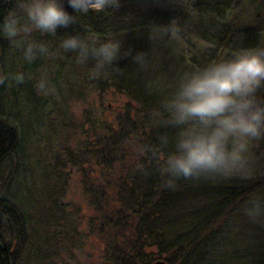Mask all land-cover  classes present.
Wrapping results in <instances>:
<instances>
[{
	"label": "trees",
	"instance_id": "obj_1",
	"mask_svg": "<svg viewBox=\"0 0 264 264\" xmlns=\"http://www.w3.org/2000/svg\"><path fill=\"white\" fill-rule=\"evenodd\" d=\"M9 3L10 0H0V11ZM189 7L192 20L178 12L155 8L143 10L135 0H121L118 9L78 17L76 24L58 29V34L84 35L90 31L102 38L106 35L127 38L131 33H140L139 36L144 37L150 27L175 20L186 29L182 36L185 43L190 44V38H193L207 47L201 53V49L196 51L190 44L193 50L189 49L187 57L179 53L183 67L203 65L244 48L264 47L261 13L264 0H193ZM236 9L250 10L246 14L252 24L233 22L228 16ZM67 10L72 11L70 8ZM42 39L52 40L50 54L60 53L54 48V38ZM135 44L132 42L127 48L131 47L135 52L138 50ZM5 47L7 42L0 39L1 53H5ZM190 56L192 58L187 60ZM15 58L17 56L11 58L10 65ZM70 61V54L63 53L57 61L60 73L55 75L56 78L61 79ZM38 66V59L29 67L28 64L22 66L21 71L27 77L24 84H13L10 89V81L0 82V264H19L28 241L29 221L19 209L18 195L13 188L16 174L19 175L33 151L29 146L30 138H36L37 128L41 127L42 120L50 116L48 109H52L51 100L35 95V84L28 78ZM182 68L174 73L162 71L164 79L168 77L167 81L172 82ZM140 72L128 57L118 61L98 78H86L84 74L85 77H79L80 81L88 80L87 88L81 91V95L87 93L99 97L101 93L113 90L126 100L125 106L114 113L111 121L101 119V112L92 118L89 131L94 144L90 146L95 150L80 151V158L92 153L95 162L105 167L106 172L103 173L112 190L111 205H107L105 200L102 202V199L93 202L97 214V234L104 242L101 262L150 264V250L154 249L158 256L166 257L167 264H205L206 252L209 255L215 253L217 245L211 244V241L221 229L213 230L212 227L235 204L240 207L250 195L264 193V142L256 151L259 160L256 167L263 177L181 178L174 187H163L159 156L167 149L160 146L158 136L165 130L151 126L149 113L159 106L167 86L162 94L145 91V87H150L155 81L150 78L151 72H141L150 76L145 79L144 85L138 80ZM26 92L33 102L30 114L35 116L33 105L41 112L37 114L40 117L35 118V130L21 123L23 117L19 114L20 110L29 107V102L23 97ZM261 95L264 96V93ZM89 115L88 121L91 120ZM167 131L171 134L172 130ZM114 165L118 167L116 172H113ZM8 238L13 240L12 245L6 242ZM258 256L255 264H264V253ZM245 257H238L239 264H245Z\"/></svg>",
	"mask_w": 264,
	"mask_h": 264
},
{
	"label": "rangeland",
	"instance_id": "obj_2",
	"mask_svg": "<svg viewBox=\"0 0 264 264\" xmlns=\"http://www.w3.org/2000/svg\"><path fill=\"white\" fill-rule=\"evenodd\" d=\"M135 1L143 10L154 8L161 11L170 10L193 19L189 7L193 0ZM245 10L236 9L228 17L237 24H252L250 17L246 14L250 10ZM261 13L264 24V8ZM183 29L185 33L186 29ZM139 34L131 33L128 37L126 35L127 38H121L122 46L127 49L130 43L135 42L138 50L150 51L148 64L139 70L143 73L151 72V77L142 75L140 72L141 77L138 79L144 85L147 77L155 81L150 87H145V91L150 93L162 94L167 85L174 83L176 77L172 82L167 81L168 77L165 80L162 71L167 70L170 73L179 71L183 66L178 54L187 57L190 50H193L190 44L196 51L201 49V53L207 50L205 45L193 38H190V44L181 39L179 49L166 42L153 46L147 38V33L144 37ZM37 38L42 39V37ZM5 41L7 42L6 51L0 52V77L21 71L22 66L27 65L23 62L20 53L17 51L15 54L16 50L7 40ZM69 54L70 65L64 69L61 79L56 78L55 75L60 73L57 61L63 53L38 57L39 66L32 70L28 77L33 80L35 88L37 81L44 80L50 90L47 95L40 93L37 88L35 90L37 97L51 100L52 106V109H48L50 116L42 120L40 128L35 126L37 120L35 118H39L37 114L41 112L37 110L36 105H33L35 116L30 114L33 102L28 92L23 93V97L29 102V107H23L20 110L19 114L23 117L21 123L26 128L32 127V130L37 128V133L36 138H30L29 141L30 149L33 150L30 155L32 158L29 157L26 165L24 162L19 175L16 174L15 188H13L18 195L19 209L29 221L28 241L19 264H102L101 252L104 242L97 234L98 222L93 202L102 199V202L105 200L107 205H111L112 190L110 182L107 185L109 180L103 173L106 172L105 167L95 162L92 153L86 154L83 159L80 158V151L94 152L95 150L90 146L94 144L89 131L92 118L101 112L103 116L101 119L111 121L114 113L120 112L125 106L126 100L124 96L113 90H107L99 97L87 95V93L81 95V91L87 88L88 80L80 81L79 77L81 75L88 77L93 62L89 61L86 65H80L75 62V54ZM16 56L14 63L10 65L11 58ZM191 58L190 56L187 60ZM30 65L28 64V67ZM13 86L10 82V89ZM89 113L90 121H88ZM263 142H258L252 149L253 174L250 177L263 175L256 167L259 165L256 151ZM68 156L72 158L68 159ZM82 161L84 162L81 164ZM112 168L113 172L118 170L116 165ZM240 208L241 206L237 207L235 204L227 210L226 216L212 227L213 230L221 229L211 241V244L217 245V250L215 249V253L210 255L206 252L205 264H239L238 257L244 255L246 257L243 263L255 264L258 255L264 253V222L248 220L241 214ZM6 242L12 245L13 240L8 238ZM150 254H152L150 264L155 261H163L167 264L166 257L158 256L154 249L150 250ZM201 256L203 257L202 253Z\"/></svg>",
	"mask_w": 264,
	"mask_h": 264
},
{
	"label": "clouds",
	"instance_id": "obj_3",
	"mask_svg": "<svg viewBox=\"0 0 264 264\" xmlns=\"http://www.w3.org/2000/svg\"><path fill=\"white\" fill-rule=\"evenodd\" d=\"M72 11L69 12L67 8ZM121 0H10L0 11V39L18 51L24 63L46 57L53 48L74 53L75 62L93 64L90 79L106 73L118 61L131 58L143 69L150 51L124 49L122 39L103 38L92 32L58 34L77 23L78 17L118 9ZM184 29L175 20L155 25L147 31L153 46L166 42L179 46ZM26 79L22 71L0 77V82L19 85ZM37 90L50 91L44 80ZM264 47L244 48L203 65H186L167 85L159 106L149 113L151 126L164 129L159 144L167 149L159 156L162 186L172 188L178 179L248 178L252 149L264 141ZM172 130L171 134L167 130ZM241 214L252 222H264V194L250 195L241 205Z\"/></svg>",
	"mask_w": 264,
	"mask_h": 264
},
{
	"label": "water",
	"instance_id": "obj_4",
	"mask_svg": "<svg viewBox=\"0 0 264 264\" xmlns=\"http://www.w3.org/2000/svg\"><path fill=\"white\" fill-rule=\"evenodd\" d=\"M153 264H165L163 261H155Z\"/></svg>",
	"mask_w": 264,
	"mask_h": 264
}]
</instances>
